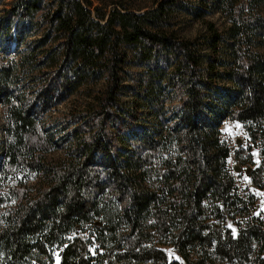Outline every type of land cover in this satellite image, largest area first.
Masks as SVG:
<instances>
[{
    "label": "trees",
    "instance_id": "obj_1",
    "mask_svg": "<svg viewBox=\"0 0 264 264\" xmlns=\"http://www.w3.org/2000/svg\"><path fill=\"white\" fill-rule=\"evenodd\" d=\"M0 6V264H264V0Z\"/></svg>",
    "mask_w": 264,
    "mask_h": 264
},
{
    "label": "rangeland",
    "instance_id": "obj_2",
    "mask_svg": "<svg viewBox=\"0 0 264 264\" xmlns=\"http://www.w3.org/2000/svg\"><path fill=\"white\" fill-rule=\"evenodd\" d=\"M8 1L10 0H6V2ZM92 1H93V5H97V4H101L102 2L111 1V0H92ZM1 7L2 6H0V8ZM214 18L219 20L217 16H215ZM198 28H199L198 24H193L188 29V33L194 34L198 30ZM221 86H224V84ZM72 98H70V100H68L66 103L61 104L58 107V109L52 110L50 114H48L47 122L49 123L50 127L54 128V126H56L55 122L58 121V119H60V114L62 115V112H65L66 109L70 106V103L72 102L71 100ZM2 122H3L2 108L0 105V141H1V134H2V129H1ZM220 128L222 130L224 138L227 140V142H229V144L232 147V154L228 158V165H229L231 172L235 176L237 187L243 195H246L248 192H251L254 194L255 202L250 212V215L256 217L257 220H263L262 224L264 226V173L262 172L263 174L262 180H261L262 185L258 186V185H254L251 182L250 177L247 175V172H246L247 167L257 168L258 165L260 164V161L262 159V156L260 154L261 145L259 142H253L251 140V137L247 131L246 125L242 121L233 119L231 117H227L222 121ZM0 148H1V145H0ZM247 153L251 154L252 160L248 163L241 164V167H240L241 169L237 171L234 167L235 164L238 163L239 158L245 159ZM237 154H239L238 157H237ZM228 221H230V219ZM224 224L225 226L230 225L228 222ZM74 234H72L71 236H73ZM161 246L166 250L171 260L182 261L181 257H179V255L177 254L176 248L173 245L168 244V245H161ZM54 260H55L54 264H58L60 260L58 255H54Z\"/></svg>",
    "mask_w": 264,
    "mask_h": 264
}]
</instances>
